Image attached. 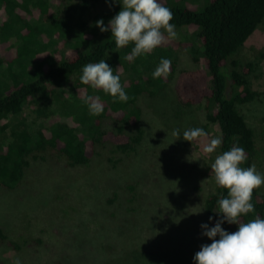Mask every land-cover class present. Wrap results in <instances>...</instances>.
<instances>
[{"label":"trees","instance_id":"obj_1","mask_svg":"<svg viewBox=\"0 0 264 264\" xmlns=\"http://www.w3.org/2000/svg\"><path fill=\"white\" fill-rule=\"evenodd\" d=\"M99 2L0 0V187H18L32 161L70 169L87 168L95 158H103L111 170L124 165L145 134L139 98L158 95L170 84L178 107L204 111L201 128L206 133L218 126L220 154L239 146L247 157L241 167L253 165L259 157L258 140L239 105L260 96L249 79L258 63L234 57L264 22V0H159L172 11L171 23L180 38L168 39L165 33L159 47L135 59H128L131 44L116 48L111 32H100L95 25L103 19L107 26L119 4L102 0L111 5V13L93 15L87 22ZM181 50L189 54L194 67H179ZM162 57L171 61L169 74L153 79L151 73ZM102 59L120 76L126 102L114 103L102 90L80 82L82 67ZM85 97H99L103 112L90 115ZM126 182L112 178L106 202L114 209L140 197L138 181L124 187ZM226 194L214 183L202 201L210 227L218 218L217 200ZM252 203L255 212L241 217V222L264 217L260 187L253 190ZM102 214L113 219L117 215L106 210ZM209 216L214 218L211 223ZM222 228L237 230L235 224L224 223ZM35 243L42 245L43 240L25 238L19 231L10 234L0 222V246L22 253L33 250ZM205 243L211 241L206 238ZM29 254L36 256V251ZM65 263L69 261L64 258L57 261Z\"/></svg>","mask_w":264,"mask_h":264},{"label":"rangeland","instance_id":"obj_2","mask_svg":"<svg viewBox=\"0 0 264 264\" xmlns=\"http://www.w3.org/2000/svg\"><path fill=\"white\" fill-rule=\"evenodd\" d=\"M111 9L100 0L87 22ZM176 32L178 39L180 31ZM177 58L179 67L195 66L185 50ZM234 58L258 63L249 79L260 96L239 105V110L258 140L259 157L253 165L264 173V22ZM170 85L158 95L139 98L145 134L124 165L111 170L103 158H95L87 168L70 169L32 161L18 187H0V222L10 234L19 231L25 238L43 240L22 253L0 246V264H57L63 258L69 264L193 262L207 238L200 228L206 223L202 201L213 190L210 165L220 154L219 147L211 154H205L203 147L218 137L219 129L214 125L192 145L184 140L185 130L201 128L204 111L178 107ZM177 129L179 137L172 134ZM113 177L127 181L124 187L138 181V200L123 201L116 209L109 205ZM260 189L264 193V185ZM103 210L117 215L113 219ZM34 251L36 256L29 254Z\"/></svg>","mask_w":264,"mask_h":264},{"label":"clouds","instance_id":"obj_3","mask_svg":"<svg viewBox=\"0 0 264 264\" xmlns=\"http://www.w3.org/2000/svg\"><path fill=\"white\" fill-rule=\"evenodd\" d=\"M108 3V0H105ZM112 5L119 4L120 10L105 26L103 19L95 25L100 32H111L116 48L132 45L128 59L144 56L159 47L165 40L175 39L177 32L172 11L162 5L159 0H111ZM171 61L161 58L159 64L151 73L153 79L166 77L169 74ZM80 82L92 89H100L113 98V102H126L127 93L120 82V76L113 74V69L105 59L96 63H87L82 67ZM89 114L98 116L103 112L99 97H85ZM174 136H181L179 130H174ZM204 129L194 127L185 130L182 138L191 142L206 136ZM222 143L220 137H215L203 147L205 154L216 151ZM247 159L244 149L232 146L227 151L216 155L210 169L215 186L226 190L217 200L218 218L213 226L202 223V235L211 243L200 246L193 258V264H264V217L254 216L247 222H241V217L254 213L252 193L264 185V173L257 171L255 165L246 168L241 164ZM213 217L209 216L211 223ZM235 224L237 230L229 232L222 224ZM19 264V261H17Z\"/></svg>","mask_w":264,"mask_h":264}]
</instances>
